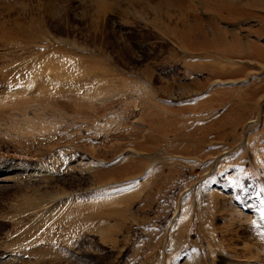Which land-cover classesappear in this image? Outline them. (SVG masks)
<instances>
[{"label":"rangeland","instance_id":"1","mask_svg":"<svg viewBox=\"0 0 264 264\" xmlns=\"http://www.w3.org/2000/svg\"><path fill=\"white\" fill-rule=\"evenodd\" d=\"M0 264H264V0H0Z\"/></svg>","mask_w":264,"mask_h":264},{"label":"bare ground","instance_id":"2","mask_svg":"<svg viewBox=\"0 0 264 264\" xmlns=\"http://www.w3.org/2000/svg\"><path fill=\"white\" fill-rule=\"evenodd\" d=\"M52 1V0H51ZM46 3V2H45ZM48 3H46V5H47ZM52 4V3H51ZM45 5V4H44ZM48 6V5H47ZM108 7V6H107ZM57 8V7H56ZM65 8V7H64ZM68 8V7H67ZM104 9H105V7H104ZM108 9V8H107ZM47 10V9H46ZM102 10V9H101ZM65 12V11H64ZM85 12V11H84ZM43 13V12H42ZM104 13V12H103ZM123 13V12H122ZM64 15H65V13H64ZM101 16V15H100ZM188 16H189V14L187 13L186 15H180L178 18L181 20V21H183L184 23H186V18H188ZM7 19V18H6ZM175 20H178L177 18L175 19ZM97 21V20H96ZM5 25V24H4ZM89 26H90V24H89ZM215 26V25H214ZM17 27V26H16ZM90 27H92V26H90ZM93 27H94V25H93ZM215 28V27H214ZM202 31V30H201ZM219 31V30H218ZM199 32V31H198ZM203 33H205V31H202ZM203 33H202V35H203ZM216 32H214V29L212 30V34L211 35H213V34H215ZM199 34V33H198ZM224 34V33H223ZM201 35V33L199 34V36ZM204 37H210V34H205V35H203ZM191 37V36H190ZM204 37H202L203 39H204ZM213 37V36H212ZM212 37H210V39H212ZM216 37V36H215ZM214 37V38H215ZM207 39V38H206ZM213 40V39H212ZM206 41V40H205ZM204 41V42H205ZM210 41V40H209ZM214 41V40H213ZM52 42H53V39H52ZM217 43H218V41H217ZM225 43V42H224ZM203 45V44H202ZM206 45H208V44H206ZM216 45V44H215ZM53 46V45H52ZM219 47V46H218ZM215 50H216V48H215ZM217 51V50H216ZM226 53L227 52V50L225 49V50H221V51H219L217 54V56H221L220 54H223V53ZM64 53L65 52H63L62 53V50H60V51H57L55 54H56V57H55V62L56 61H58V60H60L59 58H62L63 57V55H64ZM224 53V54H225ZM223 54V55H224ZM68 55V54H67ZM225 55H227V53L225 54ZM224 55V56H225ZM40 56V55H39ZM54 56V55H53ZM41 57V56H40ZM223 57V56H222ZM45 58V57H44ZM70 58V57H69ZM35 61V60H34ZM47 61V60H46ZM78 61V60H77ZM50 62H52V61H50ZM75 62V61H74ZM74 62L72 63H65L64 65H58V63H54V62H52V63H46V64H48V65H46L47 66V69L46 70H49V71H53V78H54V81H56L57 83L58 82H60V84H64L63 82H65L66 80H70V78L72 77V76H70V78H68V76L66 77V73H68L69 71H71V70H73V68H74ZM79 63H81L80 61H78ZM77 62V63H78ZM30 63V62H29ZM31 65H29V66H23L22 64V66L20 67L19 66V70L20 71H26V70H28L29 69V71H34V73H35V70H34V65H33V60L31 61ZM43 64H45V63H43ZM55 64V65H54ZM94 64H96V63H94ZM36 66H38V64L36 65ZM90 67H91V65H89ZM97 66V65H96ZM37 68V67H36ZM35 68V69H36ZM85 68H87V67H85ZM99 67H97V69H98ZM104 68V67H103ZM89 69V68H88ZM88 69H86L87 70V72H89L88 71ZM102 69V68H101ZM84 70V69H83ZM85 70V71H86ZM93 70V69H92ZM37 71H39L38 70V68H37ZM48 71V72H49ZM17 72V71H16ZM99 72V71H98ZM98 72H97V74H98ZM32 73V72H31ZM34 73H33V75H34ZM47 73V72H46ZM70 73V72H69ZM28 74V73H27ZM36 74V73H35ZM88 74H90V73H88ZM73 75V74H72ZM104 75V74H103ZM30 76H31V74H30ZM85 76V75H84ZM93 76H94V74H93ZM42 77V76H41ZM96 77V76H95ZM32 78V77H31ZM20 80V79H19ZM37 80H39V78L37 79ZM34 82H35V84H36V82H38V81H35V80H33ZM48 81V80H47ZM50 81V80H49ZM51 82V81H50ZM75 82H77V84L76 85H81V89L83 90V89H85V90H95V88L97 87V83H95V82H91V83H89L88 84V81H86L84 78L83 79H75ZM38 84V83H37ZM16 85V84H15ZM39 85V84H38ZM65 85H67L66 83H65ZM72 85V82H71V84H70V86ZM75 85V84H74ZM73 85V86H74ZM75 85V86H76ZM69 86V85H68ZM72 86V87H73ZM12 87H14V86H12ZM39 87V86H38ZM45 87V86H44ZM77 87V86H76ZM19 88V87H18ZM70 89H72L71 87H70ZM73 89H74V87H73ZM78 89V88H77ZM78 91V90H77ZM44 92V91H43ZM82 99V98H81ZM95 212V211H94ZM96 215V214H95ZM98 216V215H97ZM263 220L261 219V222H262ZM36 241V240H35ZM31 245V244H30Z\"/></svg>","mask_w":264,"mask_h":264}]
</instances>
